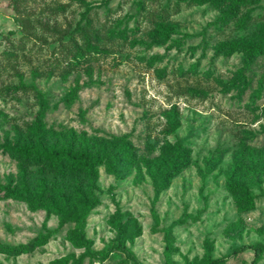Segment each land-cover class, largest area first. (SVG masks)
Listing matches in <instances>:
<instances>
[{
    "label": "rangeland",
    "instance_id": "1",
    "mask_svg": "<svg viewBox=\"0 0 264 264\" xmlns=\"http://www.w3.org/2000/svg\"><path fill=\"white\" fill-rule=\"evenodd\" d=\"M229 3L0 0V144L43 159L0 149V243L55 230L0 264H264V0L222 23Z\"/></svg>",
    "mask_w": 264,
    "mask_h": 264
},
{
    "label": "trees",
    "instance_id": "2",
    "mask_svg": "<svg viewBox=\"0 0 264 264\" xmlns=\"http://www.w3.org/2000/svg\"><path fill=\"white\" fill-rule=\"evenodd\" d=\"M191 1H202V0H191ZM213 1L216 2L217 4H221L226 0H213ZM229 1L230 3L228 5V8L223 11V15L220 17V21L222 23H226L230 18H233L241 5L252 4L260 0H229ZM236 46L237 45L234 44L231 47L233 48ZM262 52H264V46L263 48H260L259 46H256L254 44H248L247 49H246L247 61L245 63V66L249 67L250 64L254 62L256 55L261 54ZM35 93H36L37 102L39 105L38 111L35 115V122H36L37 127L39 128L41 126V118L45 115V112H46L47 102H46V98L44 94L41 91H36ZM178 146H179V150L177 151V160H175L172 163V166L167 172V175H169L170 173L175 174L180 168L183 167V165H185V161L182 159V157L184 156L182 146L180 144ZM0 149L6 150V151L8 150L11 153H15V154L26 155L27 157L31 156L34 161H43V159L41 158L42 154L37 153V151L34 148L28 151V150L17 149V148H13V147H10L4 144H0ZM46 157L50 165H52V167L56 169H63L66 165L84 169L90 180L89 192L92 193V190L94 189L96 185L95 183L97 180V173L95 170L96 162L95 160H93V158L89 154L73 153L70 150L62 149V150H59L57 153L50 152L49 154H46ZM12 195H14L15 197H19L18 193L15 191L12 192ZM242 200L246 202V207L251 208L253 206V200L249 196H244ZM77 230H79V236L77 237V241H80L82 230L80 227H78ZM54 231L55 230H49L45 234H38L25 244L7 245V244L0 243V251L8 252L14 255H18L24 252L31 251L36 246L41 245L44 242H46L48 237L51 236L54 233ZM84 245L86 247L87 254L95 253V251L90 248L89 242L85 243ZM112 245L116 247L118 250L125 253L127 256L134 258L132 252L121 242L113 241ZM246 248L247 246H240L237 250H235V252L242 251ZM252 248L254 250V256H253L251 264H254L260 259L262 247L259 245H255ZM165 256H166L165 264H167L170 261L169 246L167 247L165 251ZM230 256L231 254H229L228 256L218 258V259H212L208 257L206 259L205 264H225L227 258Z\"/></svg>",
    "mask_w": 264,
    "mask_h": 264
}]
</instances>
